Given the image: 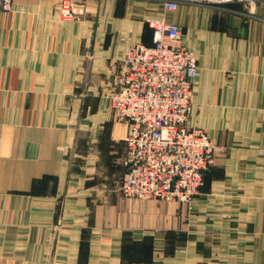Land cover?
Here are the masks:
<instances>
[{
  "label": "crops",
  "instance_id": "1",
  "mask_svg": "<svg viewBox=\"0 0 264 264\" xmlns=\"http://www.w3.org/2000/svg\"><path fill=\"white\" fill-rule=\"evenodd\" d=\"M15 0L0 11V264H264V1L181 5L198 58L191 128L218 151L192 206L120 193L129 126L110 109L152 0Z\"/></svg>",
  "mask_w": 264,
  "mask_h": 264
},
{
  "label": "built area",
  "instance_id": "2",
  "mask_svg": "<svg viewBox=\"0 0 264 264\" xmlns=\"http://www.w3.org/2000/svg\"><path fill=\"white\" fill-rule=\"evenodd\" d=\"M14 1L0 0V11L11 12ZM78 1L59 0L62 19L78 15ZM152 1L159 3L163 14L146 19L152 44L128 47L107 95L110 109L129 126L119 190L128 199L192 205L218 148L207 131L188 124L198 58L185 45L182 27L166 15L181 5L252 7L264 0Z\"/></svg>",
  "mask_w": 264,
  "mask_h": 264
},
{
  "label": "rangeland",
  "instance_id": "3",
  "mask_svg": "<svg viewBox=\"0 0 264 264\" xmlns=\"http://www.w3.org/2000/svg\"><path fill=\"white\" fill-rule=\"evenodd\" d=\"M80 1H81V0H79L78 3H80ZM234 4L242 5V4H240V3H233V4H228V5H234ZM256 4H257V3H255V5H256ZM255 5L252 6V7H245L244 5H242L243 8L245 9V14H244V15H252V14H251V10L255 7ZM225 6H227V5H225ZM58 14H59V13H58ZM59 16H60V15H59ZM60 18H61V16H60ZM61 19H62V18H61ZM195 53H196V52H195ZM196 55H197V54H196ZM217 148H218V147H217ZM217 151H218V150H217ZM215 158H216V157H215ZM214 161H215V160H214ZM211 167H212V166H211ZM211 167H210V169H211ZM210 169H209V170H210ZM209 170H208V171H209ZM208 171H207V172H208ZM207 172H206V173H207ZM204 177H205V176H204ZM204 184H205V181H204ZM203 187H204V186H203ZM201 190H202V189H201ZM200 193H201V191H200ZM200 193H199L198 195H200ZM198 195H197V196H198ZM197 196H196V197H197ZM196 197H195V199H196ZM153 200L160 201V200H157V199H153ZM148 201H149V200H148ZM160 202H165V201H160ZM173 202H175V201H173ZM192 205H193V204H192ZM192 205H188V206H192Z\"/></svg>",
  "mask_w": 264,
  "mask_h": 264
},
{
  "label": "bare ground",
  "instance_id": "4",
  "mask_svg": "<svg viewBox=\"0 0 264 264\" xmlns=\"http://www.w3.org/2000/svg\"><path fill=\"white\" fill-rule=\"evenodd\" d=\"M211 136V135H210Z\"/></svg>",
  "mask_w": 264,
  "mask_h": 264
}]
</instances>
